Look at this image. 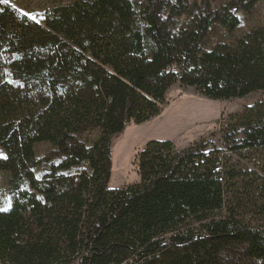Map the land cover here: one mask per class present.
<instances>
[{
    "label": "trees",
    "instance_id": "16d2710c",
    "mask_svg": "<svg viewBox=\"0 0 264 264\" xmlns=\"http://www.w3.org/2000/svg\"><path fill=\"white\" fill-rule=\"evenodd\" d=\"M176 84L264 92V0H52L38 20L0 0V264H264V101L186 149L148 141L139 183L107 188L112 138Z\"/></svg>",
    "mask_w": 264,
    "mask_h": 264
},
{
    "label": "rangeland",
    "instance_id": "374dc122",
    "mask_svg": "<svg viewBox=\"0 0 264 264\" xmlns=\"http://www.w3.org/2000/svg\"><path fill=\"white\" fill-rule=\"evenodd\" d=\"M51 1L8 0L7 3L38 20L45 5ZM62 1L67 4L72 0ZM165 95L160 115L140 125L129 123L123 133L112 138V169L107 187L110 190L139 183L132 160L148 141H168L178 151L186 149L195 142L211 140L219 124L226 121L225 117L228 115L239 114L245 106L264 101V92L251 94L244 99L211 101L200 96L195 89L184 88L178 84L171 87ZM7 178L8 173L0 174V203H5L3 209L11 206Z\"/></svg>",
    "mask_w": 264,
    "mask_h": 264
},
{
    "label": "snow or ice",
    "instance_id": "6c2138e0",
    "mask_svg": "<svg viewBox=\"0 0 264 264\" xmlns=\"http://www.w3.org/2000/svg\"><path fill=\"white\" fill-rule=\"evenodd\" d=\"M4 3H7L8 0H3ZM10 206V205H9ZM7 209H0V211H6Z\"/></svg>",
    "mask_w": 264,
    "mask_h": 264
}]
</instances>
